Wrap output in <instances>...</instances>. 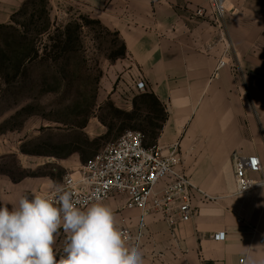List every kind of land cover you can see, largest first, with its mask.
I'll return each mask as SVG.
<instances>
[{
    "label": "crops",
    "instance_id": "obj_1",
    "mask_svg": "<svg viewBox=\"0 0 264 264\" xmlns=\"http://www.w3.org/2000/svg\"><path fill=\"white\" fill-rule=\"evenodd\" d=\"M49 2L55 11L62 3L80 5L119 33L126 56L102 78L99 105L135 107L141 96L154 94L167 112L158 144L178 143L186 174L219 196L197 202L191 220H177L175 226L161 214H147L138 247L144 264H264V188L236 194L231 161L234 152L257 155L263 173L256 176L264 175V0H229L222 27L193 15L197 7L209 8L205 0ZM23 3L0 0V24L10 22ZM221 59L226 65L219 68ZM140 79L147 83L142 92L135 88ZM51 160L68 174L79 167L81 156ZM63 177L0 179V205L49 194ZM103 203L114 210L119 228L136 234L140 211L127 209L124 196ZM222 232L225 239L219 240ZM67 235L61 229L56 237L58 256Z\"/></svg>",
    "mask_w": 264,
    "mask_h": 264
},
{
    "label": "rangeland",
    "instance_id": "obj_2",
    "mask_svg": "<svg viewBox=\"0 0 264 264\" xmlns=\"http://www.w3.org/2000/svg\"><path fill=\"white\" fill-rule=\"evenodd\" d=\"M25 2V14H19L16 19L26 27L20 29H29V36H32L35 32L30 25L31 18L35 15L40 21L35 11H42L43 2ZM46 7L52 23L62 25L61 31L70 22L83 25L80 45L74 52L82 65L77 72H72L71 68L67 75L55 73L61 80L57 92L46 91L43 84L42 75L49 72L46 63H33L25 75L11 79L10 84L0 77L1 181L10 178L19 182L27 177L35 180L49 173L60 179L67 172H63L56 161L49 163L47 160L79 155V167L70 171L74 173L93 153L102 150L126 130L143 131L147 145L158 144L167 120L166 110L160 115L158 108L152 106L114 107L111 101L99 105L96 99V106L88 107L102 78L112 74V65L126 56L112 57L119 53L123 40L119 33L117 36L110 29L111 32H105L92 23L91 20L96 18L80 5L62 3L56 12L46 0Z\"/></svg>",
    "mask_w": 264,
    "mask_h": 264
},
{
    "label": "built area",
    "instance_id": "obj_3",
    "mask_svg": "<svg viewBox=\"0 0 264 264\" xmlns=\"http://www.w3.org/2000/svg\"><path fill=\"white\" fill-rule=\"evenodd\" d=\"M205 2L209 8L197 7L193 15L210 18L217 26L222 27L229 0ZM218 65L219 68L223 67L226 62L221 59ZM135 88L145 91L147 83L140 79ZM146 139L143 131L126 130L86 159L76 174H66L62 183L66 184L65 178L72 182L73 198L82 209L94 202L124 196L127 209L140 211V222L135 235L126 226L120 228L125 240L132 241L137 248L143 236L147 214H161L175 226L177 220H191L198 210L197 202L207 203L219 199V196L204 190L186 174L182 168L178 143L163 147L159 144L147 145ZM231 161L236 194L264 188V175L256 176L263 173V164L257 155L245 156L234 152ZM217 237L224 240L225 233H219ZM261 241H264V237ZM239 262L244 263V258H240Z\"/></svg>",
    "mask_w": 264,
    "mask_h": 264
},
{
    "label": "clouds",
    "instance_id": "obj_4",
    "mask_svg": "<svg viewBox=\"0 0 264 264\" xmlns=\"http://www.w3.org/2000/svg\"><path fill=\"white\" fill-rule=\"evenodd\" d=\"M65 179L50 194L0 205V264H144L142 251L129 246L117 226L114 210L103 202L80 208ZM61 229L68 235L58 256L53 245Z\"/></svg>",
    "mask_w": 264,
    "mask_h": 264
},
{
    "label": "trees",
    "instance_id": "obj_5",
    "mask_svg": "<svg viewBox=\"0 0 264 264\" xmlns=\"http://www.w3.org/2000/svg\"><path fill=\"white\" fill-rule=\"evenodd\" d=\"M42 2V11L40 13L38 10L35 11L39 15L37 19L40 21L35 19L37 16L32 15L30 22V25H33L34 35L29 36V29L22 31L20 27L25 26L19 24L16 19L19 14H25L26 2L18 12L12 15L9 23L0 24V77L10 84L11 79L25 75L27 68L33 63L39 62L40 65L46 63L49 72L42 75L43 84L46 91L57 92L61 88V80L55 73L60 72L67 75L71 72V68H73L72 72H77L82 65L74 52L80 45V30L83 25L70 22L63 26V31H61L62 25L52 23L48 17L49 10L46 7V0H42ZM91 22L101 27L103 31L111 32L100 20L92 19ZM114 34L118 36V32L114 31ZM126 52L125 43L122 41L119 53L112 57L114 59L123 57ZM97 94L98 90L88 107L96 106ZM144 106L157 107L159 114L164 115L165 107L154 94H144L135 105V107Z\"/></svg>",
    "mask_w": 264,
    "mask_h": 264
},
{
    "label": "bare ground",
    "instance_id": "obj_6",
    "mask_svg": "<svg viewBox=\"0 0 264 264\" xmlns=\"http://www.w3.org/2000/svg\"><path fill=\"white\" fill-rule=\"evenodd\" d=\"M229 5V4H228Z\"/></svg>",
    "mask_w": 264,
    "mask_h": 264
}]
</instances>
